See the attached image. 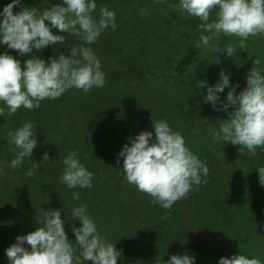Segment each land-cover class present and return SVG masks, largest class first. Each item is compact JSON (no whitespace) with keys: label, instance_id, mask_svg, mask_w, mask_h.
I'll return each mask as SVG.
<instances>
[{"label":"rangeland","instance_id":"rangeland-1","mask_svg":"<svg viewBox=\"0 0 264 264\" xmlns=\"http://www.w3.org/2000/svg\"><path fill=\"white\" fill-rule=\"evenodd\" d=\"M59 2L48 0L46 4L40 0L38 11ZM103 5L115 11L117 27L115 31L111 27L105 29L89 45L105 73L102 88L94 87L87 93L70 88L59 98H45L37 109L21 107L16 113H9L0 103L4 107L0 117V264H8L5 249L16 242L15 237L34 231L42 211L58 208L54 206L55 198L70 196L74 190L43 169L27 175L34 161H42L43 149L51 150L52 141L39 144V151L34 148L40 152L32 155L34 161L24 158L19 167L12 168L10 162L16 152L12 151L15 146L9 143L7 133L31 121L34 126L41 124L37 135L50 117L53 121L58 119V132L64 135L80 129L84 118L103 121L108 115L115 121L124 118L128 138L141 131H152V121L166 118L209 169L196 193L201 201L198 210L192 189L187 197L164 209L126 179L121 182L126 189L119 192L121 202L125 206L137 202L140 210L144 209V217L139 208L134 212L128 204L130 214L101 211L100 219H94L99 232L121 250L117 264H163L171 255L184 253L194 256L195 264H218L220 257L230 258L238 252L264 264V186L257 170L264 167V147H258L253 155L242 146L239 150V145L213 139L210 129L224 123L227 113L213 110L203 101L202 93L206 90L198 89L201 80L215 84L223 69L231 74V84H239L236 92H240L246 86V76L255 58L264 63V34L250 36L243 45L239 43L240 37L231 35L213 39L211 46L196 48L201 35L199 20L182 15L178 0H103L97 2V19ZM214 18L215 13L210 16ZM225 45L236 47L231 57L224 52L215 53L217 47ZM55 49L56 45H50L36 54L47 60L57 55ZM59 50L65 55L70 51L68 47ZM4 51L21 63L28 58L0 45V52ZM214 57L220 62L216 63ZM139 71L143 76L138 77ZM227 91L226 88L220 93L221 100L226 99ZM72 146V139H68L61 147L69 150ZM115 168H122V160ZM49 197L53 200L49 201ZM253 208L261 215L260 224L251 223L249 213ZM72 223L65 224V231L75 242L71 239ZM122 223L126 228L120 230ZM75 224L78 227L79 221Z\"/></svg>","mask_w":264,"mask_h":264},{"label":"clouds","instance_id":"clouds-1","mask_svg":"<svg viewBox=\"0 0 264 264\" xmlns=\"http://www.w3.org/2000/svg\"><path fill=\"white\" fill-rule=\"evenodd\" d=\"M44 3L48 4V0ZM178 4L182 15L199 20L197 27L201 35L196 48L211 46L213 39L231 35L240 37L239 43L243 45L250 36L264 34V0H178ZM14 6L21 10L14 14ZM96 10V0H60L39 11L36 7L23 6L21 0H11L3 7L0 45L28 57L21 63L8 51L0 52V103L9 113H16L21 107L37 109L45 98H59L70 88L87 93L105 85L101 61L86 45L95 43L105 29L116 30V13L103 5L97 19ZM213 13L215 18L210 19ZM52 29L57 31L54 33ZM66 34L79 37L82 43L65 45ZM50 45L68 47L70 51L65 55L57 48V55L47 60L36 54ZM235 51L234 45H225L217 47L215 53L224 52L231 57ZM214 61L220 62L218 57H214ZM230 76L222 69L215 84L199 81L198 89L206 90L202 93L203 101L213 110L227 113L225 122L210 132L213 139L239 145V150L242 146L255 155L258 147H264V63L255 58L246 76V86L238 93L239 84H231ZM226 88V99L221 100L220 93ZM3 115L4 107H0V117ZM36 133L37 127L31 121L7 133L9 143L15 146L12 151L16 152L10 162L12 168L19 167L26 157L32 159L38 143ZM121 160L119 170L127 182L149 194L153 202L164 209H170L175 202L187 197L209 171L166 118L152 121V131H141L129 137L117 154V165ZM44 161H49L47 152L42 154L40 163L34 161L27 175H33ZM62 163L60 180L68 189L93 187V173L76 151L69 150ZM257 170L259 182L264 186V167ZM73 198L78 200L79 193H73ZM61 213L62 209L58 208L42 211L34 231L16 236V242L5 249L8 264H85L87 261L117 264L121 250L99 232L86 205L74 207L70 212L75 242L68 238L66 220L61 218ZM75 221H79L78 227ZM163 264H195V257L187 253L174 254ZM218 264H261V261L238 252L230 258L220 257Z\"/></svg>","mask_w":264,"mask_h":264},{"label":"trees","instance_id":"trees-1","mask_svg":"<svg viewBox=\"0 0 264 264\" xmlns=\"http://www.w3.org/2000/svg\"><path fill=\"white\" fill-rule=\"evenodd\" d=\"M39 1L40 0H21V3L23 6L36 7L38 10ZM101 1L103 0H96V3H99ZM10 2L11 0H0V11H2L3 7ZM20 10L21 9L19 6H14L13 8L14 14ZM66 35L67 36L64 41L65 45L72 44L75 46V44L82 43L80 39H76V36L68 34ZM56 46L59 49L66 48L60 45ZM137 75L138 77L143 76V72L139 71ZM83 120L85 122H83L82 124L81 121L80 129H72L69 130L67 134L61 135L58 132L57 127L58 119L56 118L55 121H53L49 117L45 127L41 130V132H39V134H37V151H39L41 147L39 144H42V142L47 143V141H52L49 146L51 150L43 149L44 152H47L49 154V161L42 162L40 164L39 169H43L49 173L51 172L54 177L59 179L64 169L62 161L67 155V152L69 150H72L78 153L81 162L89 171L93 173V187L74 188V190H72V193H70V196L63 198H55L57 200L54 203V206H57L58 208H63L61 214L65 212L63 217H65L66 223L68 221H71L69 219L71 210L74 207H79L80 205H86L88 207V209L90 210L88 214L93 220L100 219L101 211L111 214L113 210H116L120 212L124 211V214H130L127 211H131L128 207V204L130 203H127V206H125L126 204H123L121 202V197L119 195L120 190H126L121 183L125 180V176L122 172L119 171V169L115 168V166H117V162L115 161H117L118 152L125 143H128V135L126 134L125 128V120L124 118L120 117L119 120L115 121L114 118L110 115H108L107 119L103 121H100L99 118L90 117L87 119L84 118ZM40 125L41 124L36 125L35 127H38ZM140 127L141 125L139 124L137 129H139ZM101 128L105 130H101ZM67 138L72 139L73 146L70 147L69 150H66L61 147L63 143H66V141L68 140ZM34 150L32 155L34 153L40 154V152H35ZM42 154L43 153H41L40 155L41 157ZM28 182L31 183L33 182V180L28 179ZM107 191L110 194L112 193V197H109V193ZM193 191L195 197V208L196 210H198L200 209L199 206H201L199 196L196 194L197 192H199V185H194L192 188V192ZM73 193H79L78 200L73 198ZM66 195H68V193ZM115 197L117 199H114ZM52 200L53 197H49V201ZM135 204L136 205L130 204L134 212L137 210V208H139L140 205L137 202ZM140 209L141 208H139V214L144 217V209L142 208L143 211ZM249 215L250 218H252V224H260L261 215L259 212H254L253 208V212H251V214L249 213ZM104 225H106L107 228V222L104 223ZM125 228L126 226H124V223H122V225L120 226V230ZM258 233L260 234L261 230H258ZM70 237H72V235ZM71 239L75 240V237H72Z\"/></svg>","mask_w":264,"mask_h":264}]
</instances>
